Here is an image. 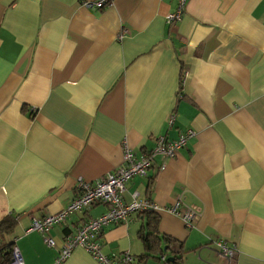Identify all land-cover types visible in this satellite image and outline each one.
<instances>
[{"label":"crops","instance_id":"crops-1","mask_svg":"<svg viewBox=\"0 0 264 264\" xmlns=\"http://www.w3.org/2000/svg\"><path fill=\"white\" fill-rule=\"evenodd\" d=\"M94 1L0 0V219L16 216L9 240L24 264H54L59 242L106 212L70 215L50 230L56 247L26 233L119 166L124 144L139 157L187 130L122 201L179 202L196 210L191 226L158 213L146 250L147 219L135 213L103 228L102 253L226 264L214 245L223 240L232 264H264V0H185L172 23L176 0L84 7ZM60 264L96 263L76 248Z\"/></svg>","mask_w":264,"mask_h":264},{"label":"built area","instance_id":"built-area-1","mask_svg":"<svg viewBox=\"0 0 264 264\" xmlns=\"http://www.w3.org/2000/svg\"><path fill=\"white\" fill-rule=\"evenodd\" d=\"M112 2L113 0H95L94 2L84 3V7L103 10ZM176 3L175 12L168 14L166 17L167 23L179 21L183 15L185 0H176ZM119 38H122V36L120 35ZM173 122L174 115L171 114L168 124L172 125ZM193 136L194 132L187 130L180 134L176 140L166 141L163 137H159L155 140L154 147L148 153L139 157L124 144L122 160L119 166L90 185H83L81 192L58 213L46 215L41 219H33L26 233L38 232L45 245L56 247V241L49 235L53 227L65 223L72 214L88 210L97 204H104L107 206L105 213L97 218L88 220L84 225L77 227L59 242L60 249L54 264H60L66 260L76 248L83 249L96 264H137L138 259L129 253L121 254L117 258L105 256L101 251L99 236L103 228L109 225L124 224L135 213L153 212L158 214L165 212L178 217L187 227L191 226L196 214L195 209L190 207L181 209L179 202L168 207L158 206L149 200L135 197L130 202L125 203L122 201V195L128 181L134 177H146L156 156L172 158L178 150L185 146L186 141ZM214 245L216 252L225 260L226 264H232L236 254L235 249L228 246L223 240L216 241ZM160 259L163 264L166 263L165 257ZM8 264H24L22 256L15 246H13L11 260Z\"/></svg>","mask_w":264,"mask_h":264},{"label":"trees","instance_id":"trees-1","mask_svg":"<svg viewBox=\"0 0 264 264\" xmlns=\"http://www.w3.org/2000/svg\"><path fill=\"white\" fill-rule=\"evenodd\" d=\"M140 215H144V217L147 219V224L143 225L142 228L145 230L148 226V231L142 232L140 234V239L144 248L146 250H150L153 246L154 234L156 233L157 214L153 212H145ZM15 218L16 216L9 214L0 219V264H8L11 260L14 244L13 241H10L11 239L9 240V237L12 234V230L16 223ZM139 263L140 260H137V264ZM165 264H169V262L166 261Z\"/></svg>","mask_w":264,"mask_h":264},{"label":"bare ground","instance_id":"bare-ground-1","mask_svg":"<svg viewBox=\"0 0 264 264\" xmlns=\"http://www.w3.org/2000/svg\"><path fill=\"white\" fill-rule=\"evenodd\" d=\"M93 9V8H92Z\"/></svg>","mask_w":264,"mask_h":264}]
</instances>
